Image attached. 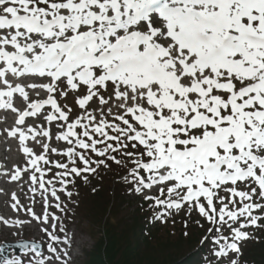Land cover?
Returning a JSON list of instances; mask_svg holds the SVG:
<instances>
[{
  "label": "snow or ice",
  "instance_id": "obj_1",
  "mask_svg": "<svg viewBox=\"0 0 264 264\" xmlns=\"http://www.w3.org/2000/svg\"><path fill=\"white\" fill-rule=\"evenodd\" d=\"M0 111L23 156L0 163V228L18 237L0 264H79L78 189L113 171L146 228L199 231L196 264H254L264 0H0Z\"/></svg>",
  "mask_w": 264,
  "mask_h": 264
},
{
  "label": "trees",
  "instance_id": "obj_2",
  "mask_svg": "<svg viewBox=\"0 0 264 264\" xmlns=\"http://www.w3.org/2000/svg\"><path fill=\"white\" fill-rule=\"evenodd\" d=\"M118 180L114 171L103 172L87 188L81 185L78 189L82 196L85 195L80 199L82 211L90 220L94 218L103 224L97 244L86 251L81 264H196L199 231L192 227L190 236L184 238L179 219L173 227L157 223L146 228L144 216L136 206L126 217H119L120 209L131 202L129 197L121 194ZM93 187L96 192L92 191ZM85 198L98 202L101 210L85 206ZM162 228H166V232H160ZM249 244L245 250L249 261L264 264V242ZM182 245L184 250L180 247ZM156 253L161 256H154Z\"/></svg>",
  "mask_w": 264,
  "mask_h": 264
},
{
  "label": "rangeland",
  "instance_id": "obj_3",
  "mask_svg": "<svg viewBox=\"0 0 264 264\" xmlns=\"http://www.w3.org/2000/svg\"><path fill=\"white\" fill-rule=\"evenodd\" d=\"M4 112L0 111V163H4L5 161L8 162L9 166H11L14 162H17V156L20 153L19 151V145L18 142L15 139L9 138L7 137L4 132L5 129L8 127L12 126V121H13V117L9 116L7 123L4 122ZM94 181V179H92V182ZM82 197L84 198L85 195L81 196L79 195V197H77L78 201H79V206L75 208V212H76V216H75V227H74V231H75V245L74 247H76L79 251V256H78V260H79V264H81L84 260H85V256H86V251L92 250L95 245L97 244L101 234H100V228L102 227V223L99 220H96L94 218H91V220L88 218V216L82 211L83 205H80V199H82ZM86 201L85 206H91V207H96L95 209L97 210H101L100 205H98V202L89 200V199H84ZM131 201L133 203H129L130 205L127 207V209L125 208H121L120 209V214L119 217L124 218L126 217L129 212L133 211V206L135 207V201L131 199ZM132 206V207H131ZM81 207V208H80ZM124 207H126L124 205ZM0 213L2 214H10V210L6 209V207L4 206V202H3V198H0ZM178 219L176 221L175 224H177ZM67 223L69 224V226H72V216L71 213H69V219L67 221ZM33 225H36L35 222H33ZM32 225V226H33ZM157 225H160L159 223ZM166 226H170L173 227V225L171 223H169ZM103 229V228H102ZM12 229H4V228H0V242L4 241V240H8V241H13L15 239H17L18 237L14 236L13 238L9 237V232ZM166 232V228H162L160 232L164 231ZM176 230V228H175ZM24 238L26 239H40L42 236V233L36 232L34 234L28 233L27 231L24 230L23 233ZM83 245V247H82ZM250 245V244H249ZM182 249L184 247V245L180 246ZM184 250V249H183ZM158 253V252H157ZM154 254V256H161V254L157 255ZM10 255H16L13 252H10ZM21 258L26 259V255L21 252L20 254H18Z\"/></svg>",
  "mask_w": 264,
  "mask_h": 264
},
{
  "label": "bare ground",
  "instance_id": "obj_4",
  "mask_svg": "<svg viewBox=\"0 0 264 264\" xmlns=\"http://www.w3.org/2000/svg\"><path fill=\"white\" fill-rule=\"evenodd\" d=\"M23 160V156L21 155V153L18 154L17 156V161H22ZM37 211H39V206H37ZM25 231H27L28 233H31V234H34L36 232H39V226L38 225H33L29 228H26ZM13 233V230H11L9 232V237L10 238H13L14 235L12 234Z\"/></svg>",
  "mask_w": 264,
  "mask_h": 264
},
{
  "label": "water",
  "instance_id": "obj_5",
  "mask_svg": "<svg viewBox=\"0 0 264 264\" xmlns=\"http://www.w3.org/2000/svg\"><path fill=\"white\" fill-rule=\"evenodd\" d=\"M15 252H16V254H19V253L22 252V251L17 250V251H15ZM9 255H10V253H9Z\"/></svg>",
  "mask_w": 264,
  "mask_h": 264
}]
</instances>
